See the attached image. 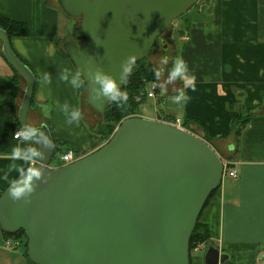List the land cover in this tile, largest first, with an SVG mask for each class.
Wrapping results in <instances>:
<instances>
[{
  "label": "water",
  "instance_id": "95a60500",
  "mask_svg": "<svg viewBox=\"0 0 264 264\" xmlns=\"http://www.w3.org/2000/svg\"><path fill=\"white\" fill-rule=\"evenodd\" d=\"M197 1L57 0L68 18L81 20L83 38L62 48L102 119L133 65ZM0 49L25 83L18 120L39 150L38 162L0 194V229L24 232L32 264H190V237L223 179L217 152L185 129L130 117L96 151L51 167L46 126L26 123L34 75L1 27ZM222 259L216 248L205 250V264Z\"/></svg>",
  "mask_w": 264,
  "mask_h": 264
},
{
  "label": "crops",
  "instance_id": "0c3cea01",
  "mask_svg": "<svg viewBox=\"0 0 264 264\" xmlns=\"http://www.w3.org/2000/svg\"><path fill=\"white\" fill-rule=\"evenodd\" d=\"M57 4L0 0V16L28 29L9 38L34 75L26 123L34 129L46 126L54 154L58 147L61 153L73 149L80 159L105 141L84 118V82L62 48L78 32L66 34L68 17ZM199 7L206 14L200 16L197 9L180 22L173 56L161 69L168 71L172 64L174 73L166 72L174 75L172 84H160L159 70L156 98L136 116L166 123L180 118L188 123L185 130L216 143L215 150L226 155L235 172L234 178L222 179L202 208L199 222L208 238L191 250L190 264H205L209 246L223 255L219 264H264V0H206ZM72 29L77 31L74 24ZM13 75L0 54V194L39 160L37 145L12 112L13 107L18 118L25 88L19 79L12 99ZM16 131L22 132L18 139ZM4 238L0 229V264H32L22 246L7 248Z\"/></svg>",
  "mask_w": 264,
  "mask_h": 264
},
{
  "label": "trees",
  "instance_id": "16d2710c",
  "mask_svg": "<svg viewBox=\"0 0 264 264\" xmlns=\"http://www.w3.org/2000/svg\"><path fill=\"white\" fill-rule=\"evenodd\" d=\"M0 27L6 31L9 38H11V36L26 35L28 33V29L24 23L13 21V20L1 17V16H0ZM79 31H81V27L79 28ZM80 36L81 37L79 39L83 38L82 31H81ZM0 54L4 58L1 52V49H0ZM157 77H158V71L156 70L155 65L150 63L147 60V57L140 60L136 64H134L122 88L115 95V97L107 103L105 107L104 118L102 122H105L106 124L110 125L115 122L121 121L122 118L128 113H137L139 110V106L142 103H144L146 99L145 91H146L147 85L151 82L152 83L156 82ZM19 79H21V77L14 70V75L12 77V99L15 96L16 89H17V81ZM12 112L15 117V120L18 122V118L15 114V109L13 107H12ZM127 117H124V118H127ZM187 124L188 123L184 121L183 127H187ZM212 193L210 194V196L212 195ZM208 199L206 200L205 204L207 203ZM4 234L9 236V234L7 233H4ZM14 235L17 237H19L18 235H21V238H22L21 241L22 242L25 241L23 250L26 254L27 239H26L24 232L22 230H19ZM207 238H208L207 228L205 225L199 222V217H198L195 228L192 232V235L189 241L190 252L195 244H198L199 242H202V241H206Z\"/></svg>",
  "mask_w": 264,
  "mask_h": 264
},
{
  "label": "rangeland",
  "instance_id": "374dc122",
  "mask_svg": "<svg viewBox=\"0 0 264 264\" xmlns=\"http://www.w3.org/2000/svg\"><path fill=\"white\" fill-rule=\"evenodd\" d=\"M206 2V0H198L191 8H189L184 14H182L181 16H179L175 21L172 22V24L166 29L164 30L161 35L156 39V42L152 48V51L150 53V55L147 57V60L154 64L155 67H156V70L158 71V74H159V70H165L168 68L167 63V59H170L173 54H172V49H173V43L176 41L177 39V30L180 28V22L184 21L185 19H189L192 17L193 15V12L197 9H199V13L198 14L200 16L206 14V10H202L200 9L199 5H201L202 3ZM54 3L57 4V0H54ZM58 5V4H57ZM65 24H66V34L68 36H73L75 35L77 32V36L75 39H79L81 36V31H79V28L81 26V20L80 18H76V19H71V18H67L66 20H64ZM72 24H74L75 28L77 31H74L72 29ZM62 25L63 22H62ZM64 29V28H63ZM62 29V31H63ZM74 38V37H73ZM165 47V48H163ZM171 66V69L169 68L168 71H160L161 75H160V84L161 85H165V86H168L170 84H172V79H171V76H174L173 74H169L167 75L168 73H174V70H173V66L172 64L170 65ZM166 72H168L166 74ZM148 85H155L154 83H149ZM84 96L87 95V92H88V88L87 86L84 84ZM156 98V92H155V97ZM154 98H146L144 103H142L140 105V113H145L146 109L148 106H150L151 104V99H154ZM85 108H86V114H84V118L86 119L87 121V124L89 125L90 128L94 129L96 132L102 134V137L104 139L105 142H107L110 137L113 135L116 127L120 124L121 121H123L124 119H127V118H130V117H137L136 115H138V112L137 113H128L126 114L124 117H127V118H122L121 121L119 122H115L113 124H106L105 122H102L103 119L102 117L95 111L93 110L87 103V100H86V103H85ZM159 112V115H162V110L159 109L158 110ZM135 115V116H134ZM162 117V116H160ZM238 120H239V117L237 118L236 121H234V125L238 123ZM200 126V125H199ZM233 126V125H232ZM192 129V128H191ZM192 131H195V130H192ZM203 140L206 141L214 150L216 149L215 145L216 143H213L211 142V140L207 137V136H202ZM215 144V145H214ZM60 147H58V150H59ZM58 150H56L52 160L50 161V166L51 167H57V166H61L62 163L60 161V155H61V152H59ZM216 151V150H215ZM217 152V151H216ZM218 154V152H217ZM219 157L221 158V160L223 161H227L226 159V155L225 154H218ZM9 236H12V237H15L17 240H22L21 238V235H18L19 237L15 236L14 234H9ZM7 235H5V238L6 237H9ZM4 238V239H5ZM27 242V241H26ZM25 244V241L22 242V245L24 246ZM195 246L196 244L193 246V250L195 249Z\"/></svg>",
  "mask_w": 264,
  "mask_h": 264
},
{
  "label": "built area",
  "instance_id": "2783aa9c",
  "mask_svg": "<svg viewBox=\"0 0 264 264\" xmlns=\"http://www.w3.org/2000/svg\"><path fill=\"white\" fill-rule=\"evenodd\" d=\"M146 98H154L155 97V88L152 85H147L146 87ZM174 126L180 127L184 129L183 127V122L180 118H174L170 122H168ZM22 136L21 131H16L13 135L14 139H18ZM60 161L63 163V165L72 163L76 160H78V157L73 149H67L65 152L61 153L60 155ZM222 165H223V178L225 176L234 178L235 177V172L234 170L229 169V163L228 161H223L222 160ZM4 245L7 248H18V247H23L22 241L17 240L15 237L9 236L4 239ZM199 245H197L195 248L197 249Z\"/></svg>",
  "mask_w": 264,
  "mask_h": 264
}]
</instances>
